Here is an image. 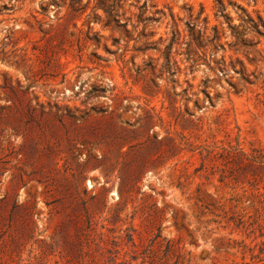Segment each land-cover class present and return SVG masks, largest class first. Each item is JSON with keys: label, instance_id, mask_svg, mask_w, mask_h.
<instances>
[{"label": "rangeland", "instance_id": "obj_1", "mask_svg": "<svg viewBox=\"0 0 264 264\" xmlns=\"http://www.w3.org/2000/svg\"><path fill=\"white\" fill-rule=\"evenodd\" d=\"M0 264H264V0H0Z\"/></svg>", "mask_w": 264, "mask_h": 264}]
</instances>
